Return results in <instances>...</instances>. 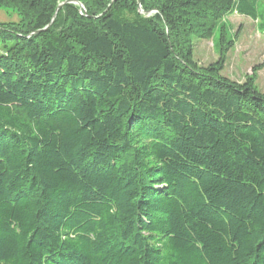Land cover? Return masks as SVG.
<instances>
[{
    "label": "trees",
    "instance_id": "trees-1",
    "mask_svg": "<svg viewBox=\"0 0 264 264\" xmlns=\"http://www.w3.org/2000/svg\"><path fill=\"white\" fill-rule=\"evenodd\" d=\"M139 1L0 0V264H264L263 0Z\"/></svg>",
    "mask_w": 264,
    "mask_h": 264
},
{
    "label": "rangeland",
    "instance_id": "rangeland-1",
    "mask_svg": "<svg viewBox=\"0 0 264 264\" xmlns=\"http://www.w3.org/2000/svg\"><path fill=\"white\" fill-rule=\"evenodd\" d=\"M12 11L0 10V24L16 22ZM227 40L232 47L226 54L222 76L236 83H242L252 74L254 67L263 65L257 73L256 87L264 95V0L258 5V20L252 21L236 13L224 17ZM218 38L216 29L211 40H193V58L200 66L218 61Z\"/></svg>",
    "mask_w": 264,
    "mask_h": 264
},
{
    "label": "water",
    "instance_id": "water-1",
    "mask_svg": "<svg viewBox=\"0 0 264 264\" xmlns=\"http://www.w3.org/2000/svg\"><path fill=\"white\" fill-rule=\"evenodd\" d=\"M114 1H115V0H113V2H114ZM137 4H138V6H139V4H140V1H139V0H137ZM139 13H140L141 15L144 14L142 11H140ZM47 28H48V27L42 29L41 31H37V32L33 33V35L39 34V33H41V32H44Z\"/></svg>",
    "mask_w": 264,
    "mask_h": 264
}]
</instances>
